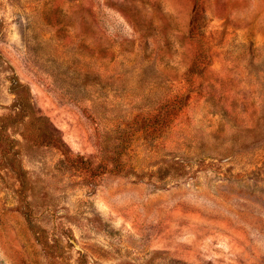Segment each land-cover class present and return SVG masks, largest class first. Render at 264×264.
Instances as JSON below:
<instances>
[{"label": "rangeland", "instance_id": "obj_1", "mask_svg": "<svg viewBox=\"0 0 264 264\" xmlns=\"http://www.w3.org/2000/svg\"><path fill=\"white\" fill-rule=\"evenodd\" d=\"M0 264H264V0H0Z\"/></svg>", "mask_w": 264, "mask_h": 264}, {"label": "trees", "instance_id": "obj_2", "mask_svg": "<svg viewBox=\"0 0 264 264\" xmlns=\"http://www.w3.org/2000/svg\"><path fill=\"white\" fill-rule=\"evenodd\" d=\"M195 14H194V19H193V21L192 22H195L197 19H196V17L198 16V13H199V9H197V8H195ZM196 54V58H197V52L195 53Z\"/></svg>", "mask_w": 264, "mask_h": 264}]
</instances>
